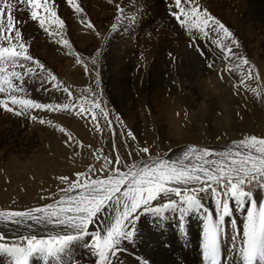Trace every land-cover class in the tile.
<instances>
[{"label":"rangeland","instance_id":"rangeland-1","mask_svg":"<svg viewBox=\"0 0 264 264\" xmlns=\"http://www.w3.org/2000/svg\"><path fill=\"white\" fill-rule=\"evenodd\" d=\"M127 2L138 7L139 12L126 13ZM198 2L238 36L241 43L238 51L260 72L258 82H247L251 88H257L260 96L243 86L233 87L239 82V73L226 70L229 62L225 61L224 52L209 39L197 37L195 42L190 39L188 31L170 14L175 10L173 0H118L123 13L118 12L117 5L92 3L89 7L79 2L86 16L75 13L69 5L64 6L70 7V12L58 16L65 22L63 32L71 47L54 42L58 37L50 36L49 32H56L59 26L53 23L49 32L40 27L35 41L27 39L29 54L70 87L74 97L89 85L94 88V71L98 70L102 106L107 104L111 110L110 118L120 116L124 127L113 119V132L105 126L103 117L98 116L103 128L100 133L89 120L72 112L33 110V115L53 122L41 124L38 120L14 115L0 107V211H25L56 203L64 195L62 189L68 188V184L61 182L59 177L74 180L77 172H87L91 166L94 170L92 178H103L112 167L110 165L100 171L105 163L104 157L115 162L119 154L124 164H139L148 156L178 160L190 146L222 152L233 148L234 141L247 136L264 137V0ZM84 19L91 20L100 36L84 27L81 23ZM113 24L117 25L115 29ZM193 35H196L195 31ZM79 36L88 37L89 43L80 44L77 41ZM197 47L204 50L203 56ZM77 54L88 64V75L77 64ZM94 58L98 59L97 65L91 64ZM210 62L213 65L211 68L208 67ZM27 66L32 65L29 63ZM16 70L22 71L20 68ZM25 87V98L42 103L67 102L62 92L42 91L39 77L31 80L26 77ZM2 98L4 94H0ZM56 124L67 131L61 133ZM127 130L135 134V140L122 135ZM68 132L75 138L70 144L65 143ZM143 147H149L148 154L140 151ZM186 163L195 161L190 158ZM49 184L52 186L48 187ZM260 185L262 190L264 184L245 188L251 191L249 199L252 204L256 200L254 189ZM197 195L201 201V206L197 208L200 213L196 209L185 211L179 208L169 209L162 215L141 212L134 237L122 242L121 250L112 257L111 264H130L123 261L126 256L133 255L131 244L145 233H151L153 237L157 233L159 237H155L169 249V242L177 237V228L185 220L189 225H196L197 231L192 237H204L208 218H218L221 209L215 192L209 190ZM206 195L212 205L211 210L204 206L202 199ZM169 199L177 197L170 194L169 197H162L161 202ZM232 200L228 201L230 213L234 208L237 212L243 211V203L236 206L239 202L234 200L232 204ZM108 215L109 212L103 214L104 217ZM104 226L103 218H100L98 223L89 226L88 235L71 241L57 253H34L29 257V264H97L89 246L94 240V233L102 232ZM0 234L4 236L0 243L25 246L26 241L22 237L34 235L38 239H47L57 235H75V232L54 223L27 220L16 224L0 220ZM126 246L130 250L122 257L121 251ZM12 259L7 257L6 252L0 251V264H15Z\"/></svg>","mask_w":264,"mask_h":264},{"label":"snow or ice","instance_id":"snow-or-ice-1","mask_svg":"<svg viewBox=\"0 0 264 264\" xmlns=\"http://www.w3.org/2000/svg\"><path fill=\"white\" fill-rule=\"evenodd\" d=\"M20 3L30 6V19L38 21L46 32H49L53 23L57 24L59 29L56 32H49V35L58 37L55 43L71 47L69 39L63 32L65 22L58 16L55 4L51 0H20ZM66 3L75 13L86 16L78 0H66ZM173 6L175 10L171 11V16L188 31L193 42L197 37L209 39L224 52V59L229 62L226 70L238 72L240 75L238 84L233 87L243 86L245 90L259 97L260 92L257 88H251L247 82L250 80L258 82L260 72L255 64L238 51L241 43L236 33L208 8L203 7L198 0H173ZM15 7L9 0H0V94H4V98L0 99V107L14 115L26 116L33 121L38 120L41 124L53 122L33 115V110L72 112L89 120L91 126L100 133L103 132V128L98 116L103 117V123L113 132L115 131L113 119L123 128L121 117L116 115L110 118L111 110L107 104L102 106L103 94L100 90L98 70L94 71L95 90L89 85L74 97L70 87L65 86L39 59L29 54L30 44L24 40L13 14ZM117 9L123 13L119 5ZM81 23L100 36L90 19H84ZM112 27L115 29L117 25L113 24ZM193 31L196 35H193ZM213 36L215 38H212ZM197 51L204 55L203 49L197 47ZM77 55V64L81 65L85 75H88V64L79 58V54ZM99 55L97 52L96 56ZM29 63L31 67L27 66ZM91 64L97 65L98 59H92ZM212 66L210 62L208 67ZM17 68L22 71H17ZM26 77L29 80L39 77L42 91L62 92L67 102L42 103L36 99L25 98ZM55 127L61 133L67 131L59 124ZM122 135H127L132 140L136 139L131 130ZM74 139L71 132H68L65 143L70 144ZM140 151L148 154L150 149L143 147ZM190 158L195 163H186ZM104 160L101 172L110 165L112 167L109 174L103 178L99 176L92 178L94 170L91 166L87 172H77L74 180H69L66 176L59 177L61 182L68 184V188L62 189L64 195L54 204L25 211H0V220L16 224L27 220L41 224L54 223L75 232V235H57L47 239H38L34 235L22 237L26 241L25 246L0 243V251L11 253L15 257V264H29V257L34 253L53 254L62 251L71 241L88 235L89 226L103 218L105 225L103 231L94 233V240L89 249L97 258V264H111L112 257L121 250L122 242L134 237L136 222L141 212L162 215L169 209L179 208L185 211L197 209L201 206L197 194L211 190L218 197L217 204L221 213L217 220L208 218L205 254L210 264H219V234L225 217L230 212L228 201L234 199L237 202H244L251 195V191L245 190L247 186L264 184V137L256 135L234 141L233 148L222 152L190 146L178 160L166 157L153 159L148 156L146 161L139 164H124L119 154L115 162L107 157H104ZM122 168L126 170L122 171ZM170 194H174L177 199H169L162 203L161 198L169 197ZM220 197L227 199H219ZM105 212H109L107 217L103 216ZM243 235L245 237L243 255L246 264H255L258 257L264 256V208L257 210V205L252 204V210L247 214L246 230ZM3 239V234H0V240Z\"/></svg>","mask_w":264,"mask_h":264},{"label":"bare ground","instance_id":"bare-ground-1","mask_svg":"<svg viewBox=\"0 0 264 264\" xmlns=\"http://www.w3.org/2000/svg\"><path fill=\"white\" fill-rule=\"evenodd\" d=\"M9 2L16 6L13 9V14L16 18L17 26L22 32L24 40L26 42L27 39L29 42H31L32 40L35 41L34 39L37 38L38 32L39 30H41V28L38 21H32L30 19V6L20 3V0H9ZM51 2L55 4L57 14H60L61 17L70 12V7H64L68 6L66 0H51ZM78 2H82V5L83 3L85 5L88 4L89 7H91V5L93 4L98 5L100 3L105 5H118V0H113L112 2H110L109 0H78ZM130 2H127L128 6L124 8V11L130 15L131 13L139 12L140 9H138V7L135 8L131 6L129 4ZM17 9H21V11H18ZM21 21H23V23H21ZM77 41L80 44L85 45L86 43L88 44L90 40L88 37L79 36ZM116 61L120 62L119 59H116ZM49 186L52 185L49 184L48 187ZM261 186L262 185L254 189V197L256 199L255 204L257 205V210H259L260 208H264V188L261 190ZM202 200L205 203L204 206H206L210 210L213 209L210 200L208 199V195H206ZM234 202L235 201L232 200L231 203L233 204ZM242 203L243 205L241 206V209L243 211L237 212L234 208V210L231 213L229 212V214L225 217V220L223 222V227L219 234V264H246L243 255V249L245 247V237L243 233L246 230L247 214L252 210V203L250 202L249 197H247L244 202H239L236 204V206ZM213 207H215L214 204ZM197 211L199 213L201 212L200 210ZM217 219L218 218H216L215 220ZM187 224L188 223L185 220V222H183L179 227L177 226V230H179L177 233V237L173 238L172 241L169 240V249H166L163 245V242L157 239V237H159L157 233H154V235L157 237L150 236L151 233L142 234L140 240H137L131 244L133 255L126 256V258L124 259L125 261L123 262H128L130 264H210V260L205 254V235L204 237H202V235L199 236V239L192 237V234L197 231L196 225L194 226L191 224ZM149 229H147V232L149 231ZM203 233L205 232L203 231ZM232 236H234L233 240L231 239ZM127 250H130L129 246H126L125 248H123V251H121L122 257H124L125 253L128 252ZM7 257L13 258L12 260L15 261V257L11 253H7ZM255 264H264V256L258 257L255 261Z\"/></svg>","mask_w":264,"mask_h":264}]
</instances>
